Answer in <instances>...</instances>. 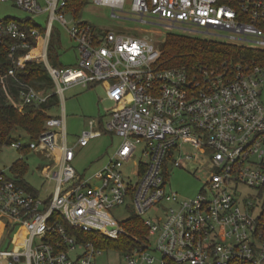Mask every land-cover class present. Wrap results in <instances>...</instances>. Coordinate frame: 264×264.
<instances>
[{
  "label": "built area",
  "instance_id": "obj_1",
  "mask_svg": "<svg viewBox=\"0 0 264 264\" xmlns=\"http://www.w3.org/2000/svg\"><path fill=\"white\" fill-rule=\"evenodd\" d=\"M90 1L110 8L112 17L147 16L166 22L167 28L185 25L222 32L229 42L264 49V0ZM13 2L32 16L45 13L46 21L42 27L33 17L0 19V40L14 39L8 56L28 48L8 74L37 60L54 83L51 93H43L19 81L22 103L39 104L51 94L63 99L72 86L102 83L108 100L124 104L104 125L120 142L88 177L78 174L72 162L77 147L101 134L94 118L73 144L67 142L64 115L48 118L36 139L11 143L16 150L27 147L43 155L47 162L42 176L54 186L43 197L33 196L0 174V216L9 218L5 238L10 234L12 242L11 249L0 247V259L9 264H96L103 250L70 235L60 218L80 231L117 239L126 234L121 222L136 215L146 234L138 246L120 252L125 264L263 263L264 105L259 86L264 64L161 68L151 41L96 33L75 20L67 0ZM69 13L75 21L67 26ZM25 19L34 25L25 28ZM54 22L77 43L76 68L56 71L48 61ZM33 50L36 55L28 59ZM186 162L202 175V187L191 197L167 187L169 163L185 168ZM125 204L133 205L132 213L118 221L111 210ZM14 228L23 229V235L18 231L13 237Z\"/></svg>",
  "mask_w": 264,
  "mask_h": 264
},
{
  "label": "rangeland",
  "instance_id": "obj_2",
  "mask_svg": "<svg viewBox=\"0 0 264 264\" xmlns=\"http://www.w3.org/2000/svg\"><path fill=\"white\" fill-rule=\"evenodd\" d=\"M42 8L45 4L41 3ZM30 18L36 20L42 27L45 26L46 14L40 16H32L30 13L20 9L15 5L13 0L0 3V19L1 18ZM75 20L89 24L96 33L111 31L125 37L142 38L151 41L156 47L159 46L168 33H179L189 36L206 38L217 41H227L222 32H215L216 34L205 33L202 29L197 31L193 27L185 25H174L171 27L164 26L166 22L145 16L142 21L140 16L130 13L119 14L118 17H112L111 10L105 6L93 4L88 0L87 4L79 9ZM67 26H70L75 20L69 13L66 15ZM55 45L54 61L56 65L53 67L56 71L62 68L72 67L76 68L79 62V51L77 43L67 33L66 29L57 22L53 23L51 39ZM229 42V41H227ZM245 44L251 45L249 42ZM107 86L102 83L90 84L87 86L75 85L64 91L63 99L59 97V104L49 111L50 115L60 116L64 115L66 137L69 144L75 143L78 136L83 130L88 129L87 120L94 118L101 130V134L92 137L85 147H77L75 150V157L72 162L78 174L83 177L90 176L98 171L107 161L109 156L113 153L120 142V138L110 132L104 130L105 123L109 120L111 113L122 106L124 103L114 104L106 98ZM260 98L264 105V82L259 86ZM15 105L20 106L21 103L14 102ZM28 138H21L22 143H26ZM188 150H193L188 147ZM21 158L28 164V172L26 179L36 187L51 191L54 182L42 179L39 177L40 169L38 165L40 160L32 154H22L10 145H4L0 152V168L8 169L11 163ZM140 156H136L139 160ZM167 187L176 191L183 197H191L199 193L202 187L201 172H194L196 165L186 162L185 168L173 167L171 163L168 165ZM242 189L246 190V188ZM247 201L256 202L254 197H248ZM128 205V207H125ZM111 210L113 217L121 221L126 218L128 214L132 213V204H125ZM18 228L12 231V236L18 235ZM23 235V229L19 232ZM153 243V238L150 239ZM11 249V246L8 247ZM0 264H9L7 259H0ZM96 264H125L124 258L120 252L114 249L103 250L97 256ZM261 264H264L261 263Z\"/></svg>",
  "mask_w": 264,
  "mask_h": 264
},
{
  "label": "trees",
  "instance_id": "obj_3",
  "mask_svg": "<svg viewBox=\"0 0 264 264\" xmlns=\"http://www.w3.org/2000/svg\"><path fill=\"white\" fill-rule=\"evenodd\" d=\"M68 8L74 9L77 15L79 9L87 4L88 0H67ZM24 27L33 26L34 23L25 19ZM52 34V33H51ZM51 39V37H50ZM49 41L47 58L52 67L56 65L54 61L55 45ZM14 43V39L3 36L0 40V152L4 145H11L12 142L26 137L28 140L36 139L42 132L45 121L54 116L49 111L59 104V98L51 94L39 104H25L19 98V81L26 82L37 91L51 93L54 83L42 61L31 60L26 62L24 67H17L14 75L8 74L10 66H18V62L26 55L28 48H17L14 57L8 56L9 49ZM35 38H30V45L35 46ZM159 56L157 63L161 68H171L186 66H220L224 64L234 67L237 64H251L256 62L264 64V49L256 48L240 42H227L210 40L179 33H168L165 39L157 47ZM37 50H33L28 55V59L36 55ZM11 101L21 103L15 105ZM22 154L31 152L27 147L18 149ZM28 164L23 159L14 160L8 167V172L0 168V174L8 179L14 180L27 193L37 196L38 192L31 184L25 180L28 172ZM263 223L260 229L264 237V210L260 217ZM70 235L75 236L79 241H91L102 250L114 249L119 252L129 250L138 246L146 234V229L141 220L136 215L121 222L125 235H120L117 239H109L99 233H86L70 226L60 218ZM7 235V241L10 240Z\"/></svg>",
  "mask_w": 264,
  "mask_h": 264
},
{
  "label": "crops",
  "instance_id": "obj_4",
  "mask_svg": "<svg viewBox=\"0 0 264 264\" xmlns=\"http://www.w3.org/2000/svg\"><path fill=\"white\" fill-rule=\"evenodd\" d=\"M29 154H32L33 156L35 157H38L39 160H40V164L38 165L39 169H40V172H39V177L44 179V177L42 176V169L43 167L45 166L46 162H47V159L43 156V155H40L39 153L37 152H34V151H31ZM4 172H8V169H2ZM26 176V175H25ZM25 180L31 184L25 177ZM31 186H33L35 188V190L38 192V195L37 196H45L46 195V192L47 190H44L42 189V187H36L34 185L31 184ZM8 222H9V218L6 217V216H0V247L2 248H8V247H12V242L11 240H9V242L7 241V239L5 238V235H6V230H7V226H8ZM15 229V228H14ZM13 229V230H14ZM21 231V229L19 230V232Z\"/></svg>",
  "mask_w": 264,
  "mask_h": 264
},
{
  "label": "water",
  "instance_id": "obj_5",
  "mask_svg": "<svg viewBox=\"0 0 264 264\" xmlns=\"http://www.w3.org/2000/svg\"><path fill=\"white\" fill-rule=\"evenodd\" d=\"M139 20H140V21H142V19H141V18H139Z\"/></svg>",
  "mask_w": 264,
  "mask_h": 264
}]
</instances>
